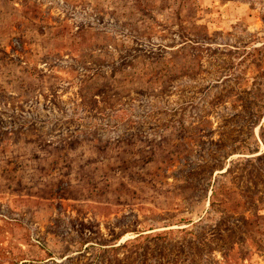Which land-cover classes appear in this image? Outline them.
<instances>
[{"label":"rangeland","instance_id":"1","mask_svg":"<svg viewBox=\"0 0 264 264\" xmlns=\"http://www.w3.org/2000/svg\"><path fill=\"white\" fill-rule=\"evenodd\" d=\"M0 264H264V0H0Z\"/></svg>","mask_w":264,"mask_h":264},{"label":"trees","instance_id":"2","mask_svg":"<svg viewBox=\"0 0 264 264\" xmlns=\"http://www.w3.org/2000/svg\"><path fill=\"white\" fill-rule=\"evenodd\" d=\"M123 246H124V245H122V246L119 245V246H117L116 249H114V250H118L120 247H123Z\"/></svg>","mask_w":264,"mask_h":264}]
</instances>
